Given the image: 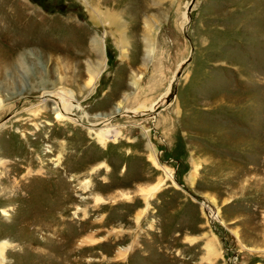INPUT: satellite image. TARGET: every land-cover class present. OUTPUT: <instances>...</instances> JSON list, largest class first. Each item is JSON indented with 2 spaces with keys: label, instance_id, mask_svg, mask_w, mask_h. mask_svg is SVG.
Segmentation results:
<instances>
[{
  "label": "rangeland",
  "instance_id": "1",
  "mask_svg": "<svg viewBox=\"0 0 264 264\" xmlns=\"http://www.w3.org/2000/svg\"><path fill=\"white\" fill-rule=\"evenodd\" d=\"M189 3L0 0V264H264V0Z\"/></svg>",
  "mask_w": 264,
  "mask_h": 264
},
{
  "label": "water",
  "instance_id": "2",
  "mask_svg": "<svg viewBox=\"0 0 264 264\" xmlns=\"http://www.w3.org/2000/svg\"><path fill=\"white\" fill-rule=\"evenodd\" d=\"M193 1L194 0H190V3L188 4V7H187L188 14H190V8H191V5H192ZM189 22H190V19L183 26V33L188 38V40H190V38H189V35L187 33L186 28H187ZM192 52H193V47L191 45V50H190L189 57L182 63L181 67L177 70V75L175 76V78L171 82V90L172 91L167 95V97H166L167 100H170L173 97V95H174V93L176 91V80L178 79V76L181 73V70H182V67L184 66V63L187 62V61H189L191 59ZM163 105L164 104H158L157 107L153 110V112H155L157 109H160ZM126 113L129 114V115L145 116V113L142 114V113H139V112H132V111H129V110H127ZM150 114H152V113H150Z\"/></svg>",
  "mask_w": 264,
  "mask_h": 264
},
{
  "label": "bare ground",
  "instance_id": "3",
  "mask_svg": "<svg viewBox=\"0 0 264 264\" xmlns=\"http://www.w3.org/2000/svg\"><path fill=\"white\" fill-rule=\"evenodd\" d=\"M192 9V8H191ZM191 9H190V12H191ZM187 15H188V19H190V14H188V12H187ZM152 43H151V41H149V43H148V47L149 48H152ZM180 75H181V73H180ZM180 75L178 76V78L180 77ZM172 91V90H171ZM170 91V92H171ZM167 97V96H166ZM166 97H164L160 102H158V104H164L163 106H165V105H167L171 100H172V98L174 97V95H173V97L170 99V100H167L166 99ZM157 104V105H158ZM157 105L155 106V108L157 107ZM57 107V109L59 110L58 111V114H57V116L58 117H62V118H64L65 116H66V112L64 111V109L61 107V105H59V103L56 105ZM154 108V109H155ZM54 109H55V107H54ZM158 110L159 109H157L155 112H153V110L152 111H146V112H139V113H142V114H144L145 113V116H141V117H153V116H155V115H157L158 114ZM150 113H152V114H150ZM76 119H77V117H76ZM4 245H5V242H2V243H0V250L1 251H3V248H4Z\"/></svg>",
  "mask_w": 264,
  "mask_h": 264
}]
</instances>
